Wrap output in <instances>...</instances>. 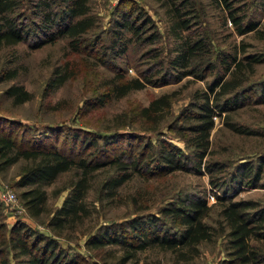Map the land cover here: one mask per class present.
Listing matches in <instances>:
<instances>
[{
	"label": "rangeland",
	"instance_id": "374dc122",
	"mask_svg": "<svg viewBox=\"0 0 264 264\" xmlns=\"http://www.w3.org/2000/svg\"><path fill=\"white\" fill-rule=\"evenodd\" d=\"M182 1L181 9L193 8L180 14L188 24L176 36L170 6ZM22 2L17 9L23 12L22 22L38 20L30 3ZM229 2L231 7L221 0H88L94 22L79 36L77 49L64 34L51 41L30 39L0 47V133L23 147H57L74 158L103 162L87 175L86 211H81L79 221L62 226L49 225V218L80 175L79 169L72 166L41 184L46 199L37 215L30 213L21 196L28 186L18 183L28 160L19 158L0 169V264H20L26 257L12 243L19 226L26 236L32 232L27 240L33 236L38 244L53 240L52 251L60 252L58 264H243L233 256L230 225L222 211L231 200L253 201L255 205L246 212L264 209V0ZM231 12L241 16L240 26L253 28L240 32ZM124 16L135 25L134 31L121 23ZM188 35L207 40V56L214 67H206L202 77L188 73L174 79L168 59ZM228 54L235 56L229 57V69L224 61ZM252 55L261 59L251 61ZM239 61L245 66L241 70ZM232 70L240 76L242 93L234 103L227 102L229 109L213 116L208 152L196 169L195 149L183 137L188 129L175 127L192 122L180 117L182 111L189 112L200 91H207L208 84L220 77L221 82L228 79ZM60 74L65 79L59 85L48 84ZM133 76L154 81L115 95L114 83ZM11 85L27 90L28 97L16 101L7 90ZM164 93L168 105L153 111V119H144L141 107ZM160 139L174 143L182 152L180 160L191 168L165 171L155 163ZM115 155L123 160L141 158V171L107 195L101 182L113 170L106 161ZM211 162L219 167L208 171L204 166ZM6 189L14 192L12 201L2 196ZM187 192L206 199L202 218L210 224L208 238L172 248L157 243L143 248L89 243L91 236L107 228L114 231L113 227L134 242L125 223L133 216L144 220L151 215L161 227L175 230L177 224L160 210ZM217 195L227 198L219 200ZM255 230L250 242L264 253V223Z\"/></svg>",
	"mask_w": 264,
	"mask_h": 264
},
{
	"label": "trees",
	"instance_id": "16d2710c",
	"mask_svg": "<svg viewBox=\"0 0 264 264\" xmlns=\"http://www.w3.org/2000/svg\"><path fill=\"white\" fill-rule=\"evenodd\" d=\"M30 3L32 14L37 13L38 20H31L30 23L22 22L20 17L23 12L17 11L18 7H22V0H0V47L3 44H13L18 41L33 39L35 43L51 41L56 36L66 35L72 48H78V38L85 32L94 22L89 14L88 0H26ZM227 7H231L229 0H221ZM183 2L173 3L171 14L173 17L172 26L173 33L177 36L179 28H185L188 24L181 13L191 12L193 5L184 7ZM181 3V4H180ZM183 10V11H182ZM232 20L238 24L240 32L253 28L249 24L246 27L240 26L241 16L231 12ZM121 23L127 25L130 30H135V25L124 16ZM42 35V36H41ZM123 49V48H122ZM121 50V48H120ZM209 52L208 42L202 35L192 37L188 35L183 42L177 44L174 54L168 59V66L174 69V79H179L188 73L198 77L203 76V70L211 69V64L207 54ZM228 54L226 68L230 67V59H235ZM251 61H258L261 56L252 55ZM208 65V66H207ZM239 70L245 67L242 62L237 63ZM198 71V72H197ZM231 76L221 82L220 79L214 80L208 84L207 91H200L198 100H192L189 112L182 111L180 117L193 119L189 124L178 125L175 128L180 130L188 129L189 134H185L184 140L186 144L195 149L194 155L196 161L194 166L204 154L208 152L210 145V131L214 125V115L219 110L229 109L227 104L234 103L242 90H239L238 74L232 70ZM65 79L64 74L51 78L48 84L56 87ZM158 80V79H157ZM154 81L149 77L139 78L137 76L129 77L120 82L114 83V94L121 95L135 88H141L146 83ZM218 85L219 89L215 90ZM10 94L14 95L16 101H22L28 97V92L18 85H11L7 89ZM239 90L236 94L228 98L223 95L231 91ZM112 93V92H110ZM264 95V94H261ZM222 100V101H221ZM168 105L167 94H161L152 98L146 105L140 109L143 118L153 119L151 113L159 110L163 106ZM161 140V139H160ZM157 149V159L155 163H159L165 171L173 169H190L184 160H180V149L170 141L161 140ZM183 155V154H182ZM19 158L28 160L27 164L22 166L19 185H26L28 188L21 192L26 207L30 213L37 215L43 209L46 199L45 189L41 184L52 181L56 175L72 166L79 169L80 175L71 184L69 190L65 194L62 202L55 208L54 213L49 218V225L62 226L67 221H79L81 211H86L84 206V197L88 185V174L92 173L103 162H91L85 157H71L65 154L61 149L55 148H29L20 146L17 140L9 135L0 133V169L6 165L13 163ZM141 158L135 157L131 159H120L118 155L110 156L106 161L111 165L113 170L106 175L101 182V186L106 188L107 195H113L115 188L129 179L134 172L140 173L138 166ZM105 163V162H104ZM206 169L218 168V163H207ZM250 169V168H249ZM213 181V180H212ZM214 182V181H213ZM217 198L225 199L217 195ZM255 204L251 200H231L224 206L223 214L230 225L229 234L232 241V253L239 262L243 264H251L258 260L264 261V253L259 250L250 239L256 227H260L264 223V209L258 208L253 212L244 211L245 208L253 207ZM206 199L202 196L187 192L183 196L176 195L174 202H168L161 208V212L167 214L171 221L177 224L175 230L169 227H161L158 224V218L148 215L146 219L141 220L137 216L128 218L126 225L132 229V235L135 241L126 240L122 234H118L115 230L119 227H113L114 231L104 229L101 233L90 237L89 243L99 245L105 242L124 243L126 245L135 246V248H143L151 243H157L161 246L172 248L178 245L192 246L197 241L208 238L211 235L209 227L202 216L207 208ZM144 226L146 229L144 230ZM21 229V230H20ZM16 235L13 236L12 243L21 252L26 254L20 264H58L60 252L52 251L54 245L53 240H43L38 244L36 236L27 237L32 233L24 232V227L19 226L14 229ZM108 230V231H107ZM148 231V232H146ZM260 257V259H259Z\"/></svg>",
	"mask_w": 264,
	"mask_h": 264
},
{
	"label": "built area",
	"instance_id": "2783aa9c",
	"mask_svg": "<svg viewBox=\"0 0 264 264\" xmlns=\"http://www.w3.org/2000/svg\"><path fill=\"white\" fill-rule=\"evenodd\" d=\"M2 196L4 197V199L12 201L15 198V194L13 191L6 189L2 192Z\"/></svg>",
	"mask_w": 264,
	"mask_h": 264
}]
</instances>
